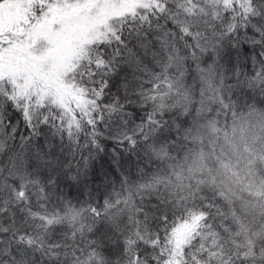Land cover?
Segmentation results:
<instances>
[{
  "label": "snow or ice",
  "instance_id": "6c2138e0",
  "mask_svg": "<svg viewBox=\"0 0 264 264\" xmlns=\"http://www.w3.org/2000/svg\"><path fill=\"white\" fill-rule=\"evenodd\" d=\"M0 264H264V0H0Z\"/></svg>",
  "mask_w": 264,
  "mask_h": 264
}]
</instances>
